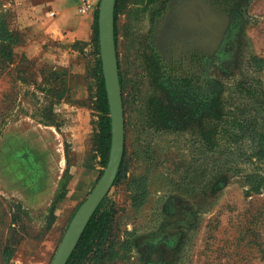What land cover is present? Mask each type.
Returning a JSON list of instances; mask_svg holds the SVG:
<instances>
[{"label": "rangeland", "instance_id": "obj_1", "mask_svg": "<svg viewBox=\"0 0 264 264\" xmlns=\"http://www.w3.org/2000/svg\"><path fill=\"white\" fill-rule=\"evenodd\" d=\"M13 1L0 0V14ZM99 1L83 86L47 83L50 58L28 56L23 35L0 63V264H50L106 166ZM114 37L124 149L100 202L107 223L77 264H264V158L253 154L264 136V0H116ZM76 84L86 156L71 131L44 125L51 96ZM238 124L256 131L251 147L231 135Z\"/></svg>", "mask_w": 264, "mask_h": 264}, {"label": "crops", "instance_id": "obj_2", "mask_svg": "<svg viewBox=\"0 0 264 264\" xmlns=\"http://www.w3.org/2000/svg\"><path fill=\"white\" fill-rule=\"evenodd\" d=\"M80 4L81 0H14L11 3L14 13H11V28L18 29L25 38L24 50L28 56L44 52V56L50 58L52 70L58 71L60 75L53 76L48 83L56 85L58 90L64 89L67 76L68 81L70 77L75 78L78 79L79 85L83 86L84 83L81 84L80 81L85 80L88 74L84 49L89 47L94 10L83 12L79 8ZM50 11L53 14H50ZM76 43H82V46L78 47ZM79 85L76 84L72 88L70 86L72 96L66 97L60 93L51 96L53 101L55 98L54 104L50 106L51 119L44 125L61 137L65 136V130L71 131L70 138L74 142L77 155L82 156L86 152L84 150L87 137L83 135L82 109L76 103L82 98ZM81 90L84 91L82 88ZM71 97L73 102L69 100ZM61 130H64V133ZM5 141L10 145L14 140L7 138ZM25 143L24 139L23 145Z\"/></svg>", "mask_w": 264, "mask_h": 264}, {"label": "water", "instance_id": "obj_3", "mask_svg": "<svg viewBox=\"0 0 264 264\" xmlns=\"http://www.w3.org/2000/svg\"><path fill=\"white\" fill-rule=\"evenodd\" d=\"M116 0H100L98 41L104 85L110 112L111 144L106 166L71 217L50 264H66L98 205L112 186L124 149V113L114 37Z\"/></svg>", "mask_w": 264, "mask_h": 264}, {"label": "trees", "instance_id": "obj_4", "mask_svg": "<svg viewBox=\"0 0 264 264\" xmlns=\"http://www.w3.org/2000/svg\"><path fill=\"white\" fill-rule=\"evenodd\" d=\"M10 10L8 9H2L1 14H0V63L1 64H9L11 61L12 57V50L14 48V44L17 42H20V35L16 29L11 28V16H10ZM65 73V72H64ZM63 74V72H62ZM60 75L59 72H50L46 75H43V78H45V81L48 83L50 79L53 76H58ZM44 81V80H43ZM103 86V84H102ZM102 94L101 98L102 101L104 102V111L107 112V99H106V93L104 90V87L102 88ZM103 95V96H102ZM105 125H106V131L107 135L109 136L110 132V125H109V118L105 117ZM238 132H231V135L233 136L234 139H241L243 137H247L250 139L249 141V147H251L252 142H254V137H255V130L249 129L246 130L244 127H242L240 124H238L237 127ZM218 130L211 129L209 130L207 134V140L209 143H214L218 145L216 139V134L221 133L220 131L217 132ZM219 142V141H218ZM253 154L255 156L261 158H264V136L262 137V141H258V143L254 146V151ZM118 178V177H117ZM102 203L99 205V207L95 210L94 214L90 218L89 222L87 223L84 232L79 239L74 251L72 252L71 256L69 257L67 264H77L79 258L84 254L85 249L87 246L91 244V242L94 240L95 236L97 235L98 231L102 230L103 224L107 223V215H108V210L103 209Z\"/></svg>", "mask_w": 264, "mask_h": 264}, {"label": "built area", "instance_id": "obj_5", "mask_svg": "<svg viewBox=\"0 0 264 264\" xmlns=\"http://www.w3.org/2000/svg\"><path fill=\"white\" fill-rule=\"evenodd\" d=\"M97 0H81V4L79 6L80 10L83 12L89 11L92 9V4ZM50 14H53L52 11H50Z\"/></svg>", "mask_w": 264, "mask_h": 264}]
</instances>
